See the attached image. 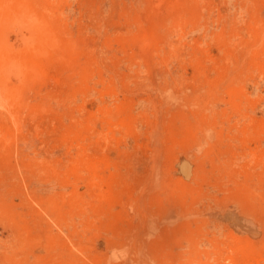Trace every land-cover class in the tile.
Here are the masks:
<instances>
[{"label":"rangeland","instance_id":"obj_1","mask_svg":"<svg viewBox=\"0 0 264 264\" xmlns=\"http://www.w3.org/2000/svg\"><path fill=\"white\" fill-rule=\"evenodd\" d=\"M256 260L264 0H0V264Z\"/></svg>","mask_w":264,"mask_h":264},{"label":"bare ground","instance_id":"obj_2","mask_svg":"<svg viewBox=\"0 0 264 264\" xmlns=\"http://www.w3.org/2000/svg\"><path fill=\"white\" fill-rule=\"evenodd\" d=\"M153 46V45H152ZM30 65V64H29ZM259 262L256 260L255 264H258Z\"/></svg>","mask_w":264,"mask_h":264}]
</instances>
